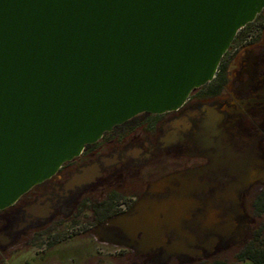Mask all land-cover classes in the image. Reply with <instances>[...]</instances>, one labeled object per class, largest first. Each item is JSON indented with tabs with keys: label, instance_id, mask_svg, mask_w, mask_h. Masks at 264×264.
<instances>
[{
	"label": "flooded vegetation",
	"instance_id": "1",
	"mask_svg": "<svg viewBox=\"0 0 264 264\" xmlns=\"http://www.w3.org/2000/svg\"><path fill=\"white\" fill-rule=\"evenodd\" d=\"M262 191L264 7L179 108L115 124L0 209V259L13 239L84 216L71 241L88 242L85 264L108 251L116 264H205L251 239Z\"/></svg>",
	"mask_w": 264,
	"mask_h": 264
},
{
	"label": "water",
	"instance_id": "2",
	"mask_svg": "<svg viewBox=\"0 0 264 264\" xmlns=\"http://www.w3.org/2000/svg\"><path fill=\"white\" fill-rule=\"evenodd\" d=\"M263 7L0 0V209L115 124L179 108Z\"/></svg>",
	"mask_w": 264,
	"mask_h": 264
},
{
	"label": "rangeland",
	"instance_id": "3",
	"mask_svg": "<svg viewBox=\"0 0 264 264\" xmlns=\"http://www.w3.org/2000/svg\"><path fill=\"white\" fill-rule=\"evenodd\" d=\"M255 220L258 225L259 221ZM251 222L255 225L254 219H251ZM87 223V218L82 216L67 224L47 228L40 234L29 236L24 243L21 240L14 241L13 239L10 246H7L5 251L2 250L7 253V257L6 260L0 259V264H85L84 259L80 258L91 251L88 242L81 239L71 241V239L80 229H88L89 223ZM249 241L250 239L247 238L240 245H230L205 264H253L251 261L241 260L239 257L241 250ZM93 252L98 254V251L94 249ZM107 256L103 260L105 262L93 259L89 264H116L111 251L107 252ZM66 257L69 260L73 259V262L68 261Z\"/></svg>",
	"mask_w": 264,
	"mask_h": 264
},
{
	"label": "trees",
	"instance_id": "4",
	"mask_svg": "<svg viewBox=\"0 0 264 264\" xmlns=\"http://www.w3.org/2000/svg\"><path fill=\"white\" fill-rule=\"evenodd\" d=\"M250 208L259 223L249 243L241 250L239 257L253 264H264V191L250 204Z\"/></svg>",
	"mask_w": 264,
	"mask_h": 264
},
{
	"label": "bare ground",
	"instance_id": "5",
	"mask_svg": "<svg viewBox=\"0 0 264 264\" xmlns=\"http://www.w3.org/2000/svg\"><path fill=\"white\" fill-rule=\"evenodd\" d=\"M151 221V220H150ZM144 223V222H143ZM152 223V222H151ZM143 227V226H142Z\"/></svg>",
	"mask_w": 264,
	"mask_h": 264
}]
</instances>
